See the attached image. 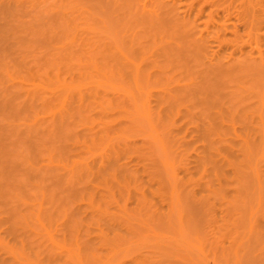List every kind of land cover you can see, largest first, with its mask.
Listing matches in <instances>:
<instances>
[{
    "label": "bare ground",
    "instance_id": "bare-ground-1",
    "mask_svg": "<svg viewBox=\"0 0 264 264\" xmlns=\"http://www.w3.org/2000/svg\"><path fill=\"white\" fill-rule=\"evenodd\" d=\"M31 41L0 79V259L264 264V0H0V66Z\"/></svg>",
    "mask_w": 264,
    "mask_h": 264
},
{
    "label": "rangeland",
    "instance_id": "rangeland-1",
    "mask_svg": "<svg viewBox=\"0 0 264 264\" xmlns=\"http://www.w3.org/2000/svg\"><path fill=\"white\" fill-rule=\"evenodd\" d=\"M29 40H31V39H29ZM40 42H41V41H40ZM40 42L38 43L39 45H38V44H35V43H37V42H34L35 46H34V44L32 43V41L30 42V44L32 43L33 45H30V44H29V45H26V44L29 43V42H27L25 45H23L25 48L28 47L27 49H25V51H24V50L22 51L21 47H20L21 52L19 51V50H20L19 48H16V49H18V50H17V53H18V54H20V53H23V54H24V55H22V54L18 55V54H17L18 57L21 56V58H23V56H24V57L26 56L25 59H24L23 62H22V65L17 64V62L19 61V58H17L18 60L16 59V63H14V64H12V62H11V63L9 62L10 64H8V66H7V64H6L5 66L2 64V67L5 68V67L7 66V67H8L7 70L10 69V70L7 71V72L4 71L3 68L0 66V68H2V69H1V72H0V79H1V80H2V79L5 80V81H4L5 84H6V82H7V83H8L9 81L11 82V80L9 79L10 77H11L12 80H14L13 82H19V80H20L19 78H20V77L22 78V76H25V75H26L24 70H27V68H31V70L33 71L34 69H32V68H35L34 66H37V65H34V63H33V62L35 61V60H34V55L36 56L35 59H37V57H38V60H37L36 62L39 61V58H40V57L37 56V55H39L40 52H41V53L44 52V53H46V55H47V52H46V51H47V49H48L49 47H46V46L44 45V43L41 44ZM23 46H22V48H23ZM44 46L46 47V49H45ZM42 47H43V48H42ZM40 48H41V49H40ZM16 49H15V51H16ZM41 50H42V51H41ZM18 51H19V52H18ZM37 51H38V52H37ZM40 56H42V55H40ZM21 58H20V59H21ZM42 59H44L43 56L41 57V60H42ZM46 59H47V58H46ZM43 61H44V64H45V60H43ZM43 61H41V62L43 63ZM14 62H15V61H14ZM5 63H6V61H5ZM7 63H8V60H7ZM23 63H24V64H23ZM38 63H39V62H38ZM42 63H41V65H42ZM44 64H43V65H44ZM38 65H39V64H38ZM46 65H47V64H46ZM46 65H45V66H46ZM10 66H11V67H10ZM38 67H40V65H39ZM41 67H42V66H41ZM41 67H40V68H41ZM47 67H48V66H46V68H47ZM5 70H6V69H5ZM42 70H43V69H42ZM42 70H41V72H42ZM44 70H45V69H44ZM2 71H4V73H3ZM34 71H35V70H34ZM23 72H24V74H23ZM2 73L5 74V75L3 76ZM26 73H27V72H26ZM6 74H7L9 77H8ZM12 74H13V75H12ZM1 75H2L4 78H3ZM5 77H6V78H5ZM17 77H18V78H17ZM27 77H28V74H27ZM35 77H36V74H35ZM24 78H25V77H24ZM28 78H30V77H28ZM36 78H37V77H36ZM6 79H7V81H6ZM8 79H9V80H8ZM16 79H17L18 81H17ZM3 80H2V81H3ZM28 80H29V79H28ZM10 82H9V83H10ZM7 85H9V84H7ZM182 121H183V120H182ZM182 121H180V124L182 125V127H183V125H184V128H185V126H186V128L183 129V130L185 131V130L187 129V130H190L189 132H191L192 129H189L191 126H189V125H185V124H187V123L183 124L184 122H182ZM187 127H188V128H187ZM187 134H188V133H187ZM189 134H190V138H189L188 136H187V138H188V139H191V135H192V133H189ZM191 140H192V139H191ZM126 158H127V157H126ZM126 160L128 161V162L126 161L127 163H129V162H133L132 165L129 164V165H131V166H133V164L135 165V163H136V162L133 161V160H131V161H129V159H126ZM143 180L146 181V178H145V177H144L141 181H142L143 184H146V182L144 183ZM78 199H79V198H78ZM78 199H77V200H78ZM77 200H76V201H77ZM77 202L79 203V205H80V203H81V206L83 205V207H84L85 209H87L86 206H84V205H85L84 201H80V202H79V200H78ZM77 202H76V206H78V203H77ZM83 207H82V208L80 207V208H81V211H80L81 213H80V214H83L84 218H85V219H88V218L91 216V215H90V212H89V210H84ZM77 208L80 210L79 206H78ZM82 210H83V211H82ZM87 211L89 212L88 214H89L90 216H89L87 213H86V214L84 213V212H87ZM86 215H88L89 217L86 216ZM85 216H86V217H85ZM88 220H90V219H88ZM85 221H86V220H85ZM90 222H91V221H90ZM92 223H93V224H92L91 226H92V228L94 227L92 230H91V226H90L89 224H87V222L85 223L86 225H84V229L87 230L88 228H90V231H92V232H91V237H92L93 239L91 238V240H92V241H91V244H92L93 249H94V247H95L94 245H95L96 242H97V240H96L97 237H96V235H95V234H96L95 232L97 231L98 226H96L95 221H92ZM94 223H95V224H94ZM97 225H98V224H97ZM102 225H103V224H102ZM2 226H3V225L0 226V228H1V229H0V232L2 231L1 234L3 235V232H4V228H5V226H3V227H2ZM86 226H87V227H86ZM88 226H89V227H88ZM95 227H97V228H95ZM2 229H3V230H2ZM94 231H95V232H94ZM93 233H94V234H93ZM3 236H5V234H4ZM94 236H95V237H94ZM5 238H6V237H5ZM94 239H95V240H94ZM97 239H98V238H97ZM9 240H10L9 238H8V239L6 238V241H7L8 243H9V242H10V244H13V243H14L13 241H11V240L9 241ZM93 240H94V241H93ZM98 242H99V243L96 244V245H98V246H96V247H98V249L95 247V250H98L97 253H98V252L101 253V252L99 251V250H101V248L99 249V247H100V245H101V247H102L103 249H104V247H103L102 243L100 242V240H99ZM46 243H48V242H46ZM46 243H45V244H46ZM37 244H38V243H37ZM34 245L36 246V243H35ZM4 255H5V254H2L3 257L6 256V255H5V256H4ZM8 256H9V255H8ZM6 257H7V256H6ZM35 257H36V256H35ZM35 257H34V258H35ZM10 259H12V258L10 257ZM154 259H155V258H153V262H156L155 260H157V259H155V260H154ZM34 261H37V259H34ZM0 262H1L0 264H2V263H4V264H5V263H6V264H11V263H8V262H6V261H3L2 259H0ZM157 262H158V261H157ZM42 264H43V262H42Z\"/></svg>",
    "mask_w": 264,
    "mask_h": 264
}]
</instances>
